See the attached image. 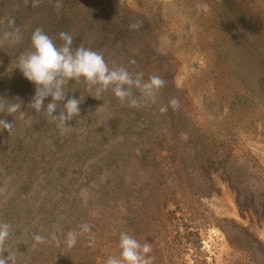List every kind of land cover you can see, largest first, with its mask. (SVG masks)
<instances>
[{
	"label": "rangeland",
	"instance_id": "rangeland-1",
	"mask_svg": "<svg viewBox=\"0 0 264 264\" xmlns=\"http://www.w3.org/2000/svg\"><path fill=\"white\" fill-rule=\"evenodd\" d=\"M57 2L0 0V99L26 112H0L15 123L0 129V223L16 264H106L122 232L151 244V264H264V0ZM37 28L166 85L133 108L69 81L80 115L63 132L29 108L36 85L18 68Z\"/></svg>",
	"mask_w": 264,
	"mask_h": 264
},
{
	"label": "clouds",
	"instance_id": "clouds-1",
	"mask_svg": "<svg viewBox=\"0 0 264 264\" xmlns=\"http://www.w3.org/2000/svg\"><path fill=\"white\" fill-rule=\"evenodd\" d=\"M35 6V5H34ZM59 9L62 5L59 0L56 4ZM140 23L131 24V29H136ZM11 43L18 44L21 41L20 30L5 33ZM59 38L63 41L61 46H57L53 39L42 29L37 28L31 35L33 51L22 54L19 57L18 68L23 76L36 85L35 95L29 108L35 112L45 111L46 115L56 122L57 127L63 132L70 131L71 126L67 122L79 117L81 100L69 98L65 86L69 81L79 83L81 78L89 85L95 87V98L99 99L102 93L111 90L121 103L127 102L130 107H140L144 100L156 101L157 94L166 85V81L158 75H152L147 81L143 79V73L130 72L123 66L109 67L103 54L83 45L73 47V37L61 32ZM134 63V61H133ZM133 89L139 90L141 97L133 93ZM51 97V102L44 107V101ZM66 103H62L64 101ZM5 99H0V112H7L17 119H24L26 112L21 111V104L10 102L5 103ZM169 105L173 108L179 107V101L172 98ZM62 106V107H61ZM100 107H103L100 106ZM99 107V108H100ZM59 109V114L53 113ZM167 106L161 107V112H166ZM15 123L6 122L0 119V129L10 132L14 131ZM82 232H89L90 226L85 223L80 225ZM11 225L0 223V264H16V252L6 247V241L10 235ZM79 233L72 230L66 234V246L71 248L77 243ZM52 240L59 245V238L53 234ZM36 244L46 242V238L36 234L34 236ZM119 247L121 249L120 258L109 257L106 264H151L148 253L152 251L151 244L146 242L143 245L134 237L122 232L120 234ZM7 252L5 257L3 254Z\"/></svg>",
	"mask_w": 264,
	"mask_h": 264
}]
</instances>
